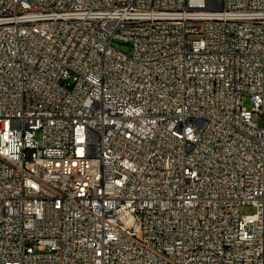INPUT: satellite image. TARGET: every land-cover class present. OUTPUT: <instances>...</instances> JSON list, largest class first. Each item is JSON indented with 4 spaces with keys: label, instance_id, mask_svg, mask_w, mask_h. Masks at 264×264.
Returning <instances> with one entry per match:
<instances>
[{
    "label": "built area",
    "instance_id": "obj_1",
    "mask_svg": "<svg viewBox=\"0 0 264 264\" xmlns=\"http://www.w3.org/2000/svg\"><path fill=\"white\" fill-rule=\"evenodd\" d=\"M0 264H264V0H0Z\"/></svg>",
    "mask_w": 264,
    "mask_h": 264
},
{
    "label": "rangeland",
    "instance_id": "obj_2",
    "mask_svg": "<svg viewBox=\"0 0 264 264\" xmlns=\"http://www.w3.org/2000/svg\"><path fill=\"white\" fill-rule=\"evenodd\" d=\"M114 46H115L117 49H119V50H121V51H123V52H128V51H129V47H130L128 44H124V43H120V42H115V43H114ZM244 106H245L247 109H249V110H251L252 107H253V105H252V103H251V101H250L249 99H246V100L244 101ZM255 212H256V208L253 207V206H243V207L241 208V210H240V214H241V216L252 215V214H254Z\"/></svg>",
    "mask_w": 264,
    "mask_h": 264
}]
</instances>
